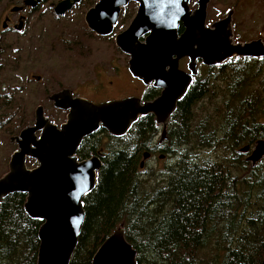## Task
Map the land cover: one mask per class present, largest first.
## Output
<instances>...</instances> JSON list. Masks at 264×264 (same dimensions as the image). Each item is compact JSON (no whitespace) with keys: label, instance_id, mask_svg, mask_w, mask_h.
<instances>
[{"label":"trees","instance_id":"obj_1","mask_svg":"<svg viewBox=\"0 0 264 264\" xmlns=\"http://www.w3.org/2000/svg\"><path fill=\"white\" fill-rule=\"evenodd\" d=\"M204 68L178 103L162 144H154L160 126L152 114L122 137L101 128L84 138L80 159L101 147L107 152L96 187L83 198L85 221L70 264H92L118 226L136 249L138 264H262L264 158L251 166L249 153L240 149L264 138V57H234ZM3 85L0 79V112L14 97ZM157 94L151 89L144 99ZM8 121L0 122V131L11 138L18 133ZM20 122L30 123L25 116ZM104 137L114 143L104 144ZM155 147L173 154V161L146 178L141 160ZM206 149L219 154L192 155ZM25 201L26 194L16 192L0 202V264H37L43 222L25 211Z\"/></svg>","mask_w":264,"mask_h":264},{"label":"water","instance_id":"obj_2","mask_svg":"<svg viewBox=\"0 0 264 264\" xmlns=\"http://www.w3.org/2000/svg\"><path fill=\"white\" fill-rule=\"evenodd\" d=\"M130 1L98 0L85 15L88 26L97 34L112 33L121 7ZM134 1L139 3L138 12L127 29L117 34L116 43L130 55V73L146 85L161 88V94L151 100L128 96L96 103L74 97L71 89L64 88L49 96L56 108L67 111L63 123H54L39 105L34 123L10 138L17 149L7 173L0 178V202L12 193H25V211L43 222L37 264H70L76 250L85 221L83 198L96 187L97 172L103 164L96 156L79 158L77 151L85 137L101 128L122 137L140 117L152 114L162 126L164 140L170 117L199 73V59L206 66H218L234 57H264V42L260 40L235 43L230 17L212 27L205 25L210 0H198L194 11L190 10V0ZM38 2L25 0V5L36 8ZM77 2L60 1L55 14H65ZM22 9L13 7L12 11ZM180 22L185 27L181 36L177 33ZM143 36L145 40L141 41ZM184 57L189 58L187 71L179 68V60ZM240 150L249 153L246 160L255 166L264 158V138ZM149 155L146 151L141 167ZM29 158L37 165L29 167ZM92 264H138L137 251L127 240L123 226L102 242Z\"/></svg>","mask_w":264,"mask_h":264},{"label":"rangeland","instance_id":"obj_3","mask_svg":"<svg viewBox=\"0 0 264 264\" xmlns=\"http://www.w3.org/2000/svg\"><path fill=\"white\" fill-rule=\"evenodd\" d=\"M58 1L43 0L32 9L24 34L7 35L11 45L8 49L12 48V53L0 52V79L4 82L2 91L14 94L12 104L0 112V122L6 123L9 119L8 128L18 134L24 126L20 122L21 117L25 116L30 121L29 125H32L35 109L39 105L44 106L46 116L54 123L60 125L66 120L67 112L56 108L49 99L52 93L63 88L93 99L142 96L140 94L144 85L132 80L128 70L129 57L116 47L114 38L97 36L88 29L84 17L91 5L89 1L83 0L78 7L62 16L53 11ZM196 1L191 0L192 7L197 6ZM219 1L212 0L210 9L226 11L237 5V13L246 9L252 15L253 30L259 29L257 24L260 22L264 23V4L259 0H249L242 5L238 2L235 4L234 0ZM16 3L17 0H0V18L5 8ZM128 23L127 20L121 28H125ZM37 76L41 78L37 79ZM110 80L114 83L111 84ZM211 104L207 111L213 112L215 107ZM202 107V104L197 107L200 113L203 112ZM169 129L170 125L166 136ZM161 132L162 129H159L157 140ZM104 141V144L114 143L107 137H104ZM16 149L17 145L10 141V136L0 131V178L7 173L11 155ZM218 154L213 149L192 152L199 159L216 158ZM161 155L159 153L146 161L144 174L142 172L146 178L153 177L152 170L159 171L173 161V154ZM28 166L34 167V163L28 162Z\"/></svg>","mask_w":264,"mask_h":264},{"label":"flooded vegetation","instance_id":"obj_4","mask_svg":"<svg viewBox=\"0 0 264 264\" xmlns=\"http://www.w3.org/2000/svg\"><path fill=\"white\" fill-rule=\"evenodd\" d=\"M42 1L43 0H39L37 7L42 3ZM60 1H62V0H59L57 3H59ZM82 1L83 0H79V2L74 4L73 7L70 10H68L67 12L78 7V5H80ZM88 1L91 4L90 7L88 8V10H89L90 8H92L97 3L98 0H88ZM223 1L224 0H220L219 2H223ZM247 1H249V0H234V3L236 4L238 2L240 5H242V4H246ZM259 1H261L264 4V0H259ZM197 2H198V0L196 1V4H197ZM211 2H212V0H210L208 5H207V16H206V23H205V25L207 27H212L214 23L230 17L231 28L233 31V38H234L235 43H238V42L245 43V42H251V41H258V40L264 42V30H263L264 23L260 22L259 24H257V27H259V29L253 30L252 29L253 25H251V24H253L254 20H252L253 19L252 15L246 9H242V11H239V13H237V7H236L237 5L235 7L229 8L226 11H221V10L214 9V8L210 9ZM19 6H23V9L20 11H12L13 7H19ZM55 6L56 5H54V7H53V11H54ZM189 7H190V10L194 11L198 7V4L196 7H192L191 0H190L189 1ZM32 9H35V8H32L31 6L25 5V0H17L16 4H14L8 8H5L2 11L1 18H0V20H1L0 21V52H7L9 54L12 53V48H11V50L8 49L9 47H11V45L7 41V35L9 33H13L16 35L24 34V32L27 29V26L29 25L30 14L32 12L31 11ZM138 9H139V3L137 1H134V0H131L127 5L122 6L120 13H119L117 24L114 25L112 33H110L108 35L97 34L95 31H93L88 26L86 20H85V23L88 26V29L90 30V32L92 34L94 33L95 35L100 36V37L114 38V42H115L116 47H118V49L124 55H127L130 58V55L125 53L117 45L116 36H117V34L123 32L125 29H127V27L130 25L132 20L135 18L136 14L138 12ZM87 11H86V13H87ZM54 13H55V11H54ZM86 13H85V15H86ZM236 13H237V15H236ZM65 14H63V15H65ZM60 16H62V15H60ZM84 19H85V17H84ZM127 20L129 21L128 25L125 28H121V26H124V24L127 22ZM184 30H185V27H184L183 23L180 22L179 26H178V30H177L178 35L181 36L183 34ZM235 37H237V39ZM140 40L144 41L145 37L144 36L141 37ZM188 62H189L188 57L181 58L179 60V68L187 71L188 70ZM184 63L186 65V67L184 66ZM128 65H129V60H128ZM204 67H207V66L204 65L202 63V60L199 59L197 61V68L199 70V73L196 76H194L191 86L195 83V81L198 77L203 75V70L205 69ZM131 76H132V80L134 79V81L138 82L140 85L142 83L144 85V88H142V94H140L142 96H135V95H128V96H135V97H140L142 100H148V99H144V97L147 94V92L150 91L151 89L158 91V94L156 95V97L161 94V91H162L161 88L155 87L151 83L146 85L143 83V81L141 79L134 77L132 74H131ZM110 83L112 84V83H114V81L110 80ZM73 96L74 97H84V98H87L88 100L94 101L96 103L108 101V100H116V99L125 98V96H117V97L114 96V97L107 98V99H93V98H90V97H87L84 95H77V94H75L74 91H73ZM156 97H154V98H156ZM149 100H151V99H149ZM62 111H64V110H62ZM169 121H170V119H169ZM169 121H168V125H169ZM159 128L162 129V126H160ZM167 129H168V126H167ZM166 138H167V136L165 137L164 140H161V136H160V139L155 141L157 143H154V144H162L166 140ZM106 152H107V150L104 149V147H101L98 151L91 154L90 157H87L85 159H89L91 157L96 156L103 163V159L105 157ZM148 152L150 153V155L145 160L144 165L146 164V161L151 159L152 157H154V155H157V154L159 155V153H160V155L163 154L160 150V147H158V148L155 147V148H153V150H150ZM144 158L145 157L143 156L141 162L144 161ZM81 160H84V159H81ZM143 167H141V168H143Z\"/></svg>","mask_w":264,"mask_h":264}]
</instances>
